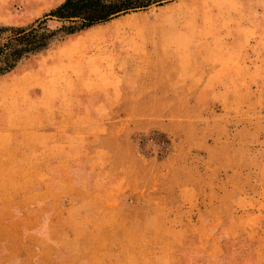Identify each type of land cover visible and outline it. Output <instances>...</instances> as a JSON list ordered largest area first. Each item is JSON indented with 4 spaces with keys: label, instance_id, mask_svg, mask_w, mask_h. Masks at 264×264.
<instances>
[{
    "label": "rangeland",
    "instance_id": "rangeland-1",
    "mask_svg": "<svg viewBox=\"0 0 264 264\" xmlns=\"http://www.w3.org/2000/svg\"><path fill=\"white\" fill-rule=\"evenodd\" d=\"M61 1L0 0V25ZM10 199L38 213L0 212L6 264H264V0H174L19 60L0 75Z\"/></svg>",
    "mask_w": 264,
    "mask_h": 264
},
{
    "label": "trees",
    "instance_id": "trees-1",
    "mask_svg": "<svg viewBox=\"0 0 264 264\" xmlns=\"http://www.w3.org/2000/svg\"><path fill=\"white\" fill-rule=\"evenodd\" d=\"M174 0H62L26 26L0 25V75L28 55L45 49L55 38L86 30L116 17L159 7ZM47 20L58 23L48 27Z\"/></svg>",
    "mask_w": 264,
    "mask_h": 264
},
{
    "label": "crops",
    "instance_id": "crops-1",
    "mask_svg": "<svg viewBox=\"0 0 264 264\" xmlns=\"http://www.w3.org/2000/svg\"><path fill=\"white\" fill-rule=\"evenodd\" d=\"M7 144H10V143H7ZM6 191L3 190V194L5 195ZM9 194V197L12 196L11 193L7 192ZM13 203H12V200L10 199L9 203H3V205L0 206V212L2 211H9V212H12V211H15V212H21L20 214H18L17 218L19 219H23L22 217H29L28 214H23V213H33V212H37L38 213V210L35 208H31V209H27V208H22L23 205L22 203H15V206H16V209L13 210ZM38 207V206H37ZM23 214V215H22ZM39 215V214H38ZM35 217H38V216H35ZM10 220H4L2 218H0V228H4L5 226H7V223L9 222ZM2 226V227H1ZM38 245H37V250H40L41 252L43 250H45L47 248V241L46 239L45 240H41V241H38ZM15 242H12V240L8 239L5 237V239L3 238V241H2V238H0V264H6V262H8V260H11L13 259V246H14ZM11 246V247H10ZM11 249H10V248ZM200 264V263H198ZM241 264V263H239Z\"/></svg>",
    "mask_w": 264,
    "mask_h": 264
}]
</instances>
